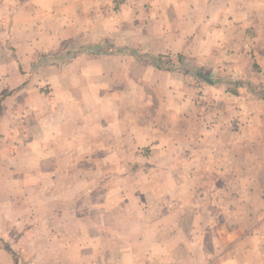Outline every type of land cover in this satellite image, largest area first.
<instances>
[{
	"label": "rangeland",
	"instance_id": "rangeland-1",
	"mask_svg": "<svg viewBox=\"0 0 264 264\" xmlns=\"http://www.w3.org/2000/svg\"><path fill=\"white\" fill-rule=\"evenodd\" d=\"M219 11L0 0V264H264V77Z\"/></svg>",
	"mask_w": 264,
	"mask_h": 264
},
{
	"label": "crops",
	"instance_id": "crops-1",
	"mask_svg": "<svg viewBox=\"0 0 264 264\" xmlns=\"http://www.w3.org/2000/svg\"><path fill=\"white\" fill-rule=\"evenodd\" d=\"M220 5L218 15H233L232 21L226 20L225 24L230 27L223 28L224 31L231 33L228 43H235L234 50L241 52V43H249L253 49H249L254 54L256 63L262 68L261 73L264 77V57H262L260 45L264 43V0H232L233 11H225L228 0H213ZM224 2V4H222ZM231 2H229L230 4ZM209 5L207 1L206 11L203 14L209 15ZM225 26V25H224ZM161 48L167 47L166 43H161ZM249 47V48H250ZM256 84L255 81H253Z\"/></svg>",
	"mask_w": 264,
	"mask_h": 264
}]
</instances>
